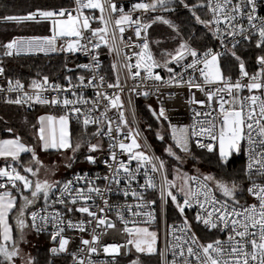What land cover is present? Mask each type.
<instances>
[{
    "label": "snow or ice",
    "instance_id": "6c2138e0",
    "mask_svg": "<svg viewBox=\"0 0 264 264\" xmlns=\"http://www.w3.org/2000/svg\"><path fill=\"white\" fill-rule=\"evenodd\" d=\"M177 3L191 14L195 24L202 25L221 47L226 48V53L214 52L211 47L201 53L191 47L181 36L179 26L164 15L175 12ZM262 8L264 0H196L192 4L186 0H139L125 11L114 0H74L71 9L37 7L26 15H0V22L4 23H47L50 32L48 35L13 36L7 42L0 43V57L84 52L90 55L92 62L77 67L91 71L100 67L96 50L103 45L109 53L116 51L118 55H123L121 67L127 70L128 78L133 81L139 79L141 82L152 81L167 86H186L189 90L187 103L200 106L199 109L192 108L189 124L173 123L168 109L162 104L158 109L147 105L148 111L160 125L155 133L156 138L164 141L167 136L171 140V144L164 147V152L176 162L183 163L186 157L198 161L201 157L196 156L194 148L200 150L202 155L211 154L217 167L223 170L228 169L237 158L245 159L232 177L202 173L198 168L195 175H190L177 167L172 179H169L165 160L140 150V132L129 125L125 116L120 97L123 89L118 76L116 82L108 83L107 87L119 91L112 95L97 91L92 101L76 89L102 88L103 76L99 77L98 86L94 84L95 76L89 78L87 83L83 75L78 76L77 84L72 83L70 76H65L67 87H64L51 83L49 77L44 75L40 79H31L28 90L20 79L8 78L6 89L0 88V92L15 93V97L6 94L5 104H38L62 110L59 115L38 116L37 125H33L41 151L52 150L64 154V150L70 149L73 156L69 160H72L82 144H86L84 160L88 164H96L97 157L93 153L102 151L101 140L108 139V158L103 163L109 171L97 179L110 183L102 190L87 174H75L72 179L63 182L51 179L54 171L44 165L35 148L24 143L19 134L7 127L5 131L11 134L10 138L0 139V159L3 160V166H0V264H38L36 257L25 253L21 247L29 243L27 236L30 232L37 236L48 233L53 245L48 249L51 256L66 253L71 239L64 235L66 229L83 233L93 222L95 228H103L104 232L97 233L94 229L91 240L80 238L83 247L78 246V251L86 250L87 257L69 253L73 264H94L91 257L98 252V246L105 254L112 256L113 264H116L115 257L121 254L122 248L125 255L132 248L136 253L145 255L157 253L158 232L150 230L148 226H139L141 223L151 225L156 220L155 210L151 207L156 201L145 199V192L157 187L153 174H159L162 178V210L170 198L182 218L180 224H166V247L160 251L161 264H264V54L256 56L258 70L250 74L246 70L245 60L235 50L242 42H251L256 49L264 51ZM85 9L98 10L100 15H85ZM198 9L206 10L210 18L202 19L197 14ZM133 13L139 14L134 17ZM152 13L155 15L147 18ZM93 20H98L100 26L93 28ZM156 23L171 29L175 33L173 39L179 37L173 51H161L162 60L154 57L150 47V43H162L159 39H149V29ZM126 29L133 32L135 39L132 36L125 38ZM237 36L241 39L237 40ZM228 38H231L230 47L227 46ZM189 39H192L191 35ZM123 49L129 51L123 52ZM224 54H230L238 65V76L234 81L231 75L222 71L219 58ZM133 58L135 63L131 62ZM173 63L181 69L180 73L169 67ZM161 67L169 74L167 79L154 71ZM65 68L71 71L66 64ZM112 69L116 70L115 63ZM188 70L199 73V76L189 75L185 80L184 75ZM4 74L5 68L0 66V76ZM139 87L137 84L130 91L145 97L158 91L157 88L139 92ZM193 88L205 99L197 100L191 91ZM244 90L247 91L246 95H242ZM48 92L55 95L49 98L45 95ZM69 93L72 98H69ZM101 100L106 102L102 111ZM81 105L86 111L82 110ZM111 109L117 110L115 120L107 115ZM96 112H99L98 116L94 115ZM73 118L82 130L75 141L70 132ZM163 122H166V128ZM89 126H95V131L89 133ZM92 138H96L95 143ZM22 153L31 154L27 163L21 162ZM122 155L127 160L121 159ZM131 161H136L134 169L130 166ZM66 167L70 168L71 163ZM42 169L45 173L43 179L40 177ZM141 169L143 183L137 181ZM122 181L125 187L119 188ZM134 181L137 187H133ZM111 184L117 185V190L126 201L128 197L132 199V203L125 202L116 207V217L124 225L122 231L127 239L125 244L100 245V236L107 229L115 227L104 215L109 207L104 192L112 191ZM178 195L182 200H178ZM95 198L102 199L103 207L95 203ZM41 199L43 206L31 210ZM88 201H93V204L90 206ZM57 204L62 205L66 212L55 208ZM76 205L80 206L74 209ZM193 208L196 209L193 217L196 224L202 225L207 232L223 233L224 238L218 236L202 242L185 215L186 209ZM73 211L86 214L89 219L76 223L71 219L66 220V214ZM125 212L131 220L125 218ZM130 223L134 226L129 227ZM167 252H171L170 261L166 259ZM48 264H52V261L49 260ZM130 264H139V258L130 261Z\"/></svg>",
    "mask_w": 264,
    "mask_h": 264
},
{
    "label": "built area",
    "instance_id": "2783aa9c",
    "mask_svg": "<svg viewBox=\"0 0 264 264\" xmlns=\"http://www.w3.org/2000/svg\"><path fill=\"white\" fill-rule=\"evenodd\" d=\"M115 3H117L120 7L124 8L125 11H128L133 3L139 2V0H114ZM74 7V0H71V6L70 7H65L68 9H71ZM85 15H94L98 17L100 15L98 10H88L85 9ZM75 14V13H74ZM139 13H133V16L135 17ZM154 14V13H152ZM261 15H264V8L261 9L260 11ZM151 14H149L150 16ZM208 18H210L208 16ZM246 24V21H244ZM91 26L93 28L100 26L98 20H93L91 22ZM85 35H88V33H85ZM125 38L128 36H132L133 39H135L133 32L130 29H126L125 32ZM237 40L241 39L239 36L236 37ZM228 44L227 46H231V38H228ZM215 42V47L213 48L214 52H220V53H226V48L221 47L219 42L214 39ZM244 46H251L254 47V43L251 42H242L237 48L239 47H244ZM236 48V49H237ZM259 52L256 54H264V51L261 49H258ZM128 49H123V52H128ZM97 52V61L99 62V69L93 68L91 71H88L86 69L78 68L77 65L80 64H89L91 63V57L90 55L85 54L84 52H77L75 54L71 53H62V52H55V53H49L48 55H44L43 53H37L35 55H21L19 57L13 56L12 58L18 59V58H29V57H70L73 59V64L71 66H68L67 69H71V71H67L66 68L64 69L65 76H70L72 78V83L77 84L78 80L77 77L83 75L85 77V83H87V80L89 78H92L93 76L96 77L94 80V84L97 86L99 85V77L103 76L104 77V86L101 87H87V88H77L76 91L78 93H82L85 98H87L89 101H92L95 99V93L97 91L101 92H107L108 94L112 95L119 91L118 89L114 88H108L107 84L108 83H115L117 80V76L119 77V81L122 87V91H120V97L123 102L124 106V112L125 116L129 122V125L135 128L140 132V136L138 137V141L141 144V149L142 151H145L148 155H156L155 151L153 150V147L151 146L150 142L146 138L143 129L141 127L140 123V116L138 112V107L139 105H144L147 106L149 104L152 105L153 108L158 109L160 104H162L166 109H168V115L170 116V119L173 123H178V124H189L191 123V116H192V108L195 107L199 109V105H189L187 103L189 99V90L186 86L184 87H176V86H167L160 84L158 82H152V81H147V82H141L139 79L136 81H133L132 79L128 78L127 76V70L121 65L124 63L123 55H118L116 51H113L112 53H109L108 48L101 45L99 49L96 50ZM201 52V51H200ZM203 53V52H201ZM229 54H224L221 55L219 60H222L223 58H226ZM252 60V63L250 65L246 64V70L251 74L255 71L258 70V65L255 62V58ZM190 61V60H189ZM132 63H135V58L132 59ZM116 64V70L113 71L112 69V64ZM175 72L180 73L181 69L178 66H171ZM155 72H158L164 79H167L168 73L166 70L161 67V68H156L154 69ZM165 76H164V75ZM189 75H195L199 76V73H192L191 70H188L187 74L184 75V79H188ZM227 75H231L233 78V81L237 78L238 76V66L232 68V72H230ZM51 83H59L63 85L64 87H67V81H52ZM137 84L140 85L138 88L139 92H143L145 90H155L158 88V91H154V94L149 95L148 97H145L143 95H138L136 92L130 91L131 88L135 87ZM7 87V80L6 76H0V88L6 89ZM28 90V88H25ZM193 93H195V98L197 100L200 99H205V97L199 93L195 88L191 90ZM10 95L13 98L15 97V93L8 94L6 92H0V105L5 104L4 103V96L5 95ZM247 91L244 90L242 95H246ZM45 95L49 96V98L52 95H55L53 92H48L45 93ZM69 98H72L70 96V93L68 94ZM159 100V103H158ZM106 102L101 100L100 101V111L103 110L104 104ZM9 105V104H8ZM10 106H17V105H10ZM91 105L89 104V107ZM18 107H23L26 109H32V108H44L50 111L58 112L62 114V110L60 108H49L47 106H41V105H33V106H18ZM82 110L86 111V108L84 105L80 106ZM94 115H99V112L94 113ZM109 118H112L115 120L117 116V110L116 109H111L107 113ZM71 121L76 122L75 118H73ZM166 123V122H165ZM95 131V126H89L88 132L91 133ZM126 131V130H125ZM123 139V136L121 137ZM96 142V141H95ZM94 142V143H95ZM108 139L104 138L101 140V143L103 145V150L98 151L96 153H93L97 157V162L96 164H88L84 163L82 166L77 169H73L69 171L63 178H61L59 181L63 182L65 180L72 179L75 174H80V175H85L92 179L95 183L96 186L100 187L102 190L105 189L106 184L110 182H105L103 179H97V177H103L104 175L108 174V169L103 163L105 159L108 158ZM195 149V148H194ZM198 150V149H196ZM121 159L127 160V157L122 155L120 156ZM243 161L245 162V159L243 157ZM0 166H3V162L0 159ZM130 166L134 169L136 167V161H131ZM155 183L157 185L156 189H149L145 192V199L146 200H155L156 203L152 205V209L155 210V216L156 220L153 224L151 225H144V224H139V226H148L150 230H155L158 232V250H159V264H161V257H160V251L164 250L166 247V224H180L182 222V218L179 216L175 206L171 203V200L169 198L168 203L164 206L163 210L161 208V200H160V189L162 185V178L159 174H153ZM195 175V174H194ZM144 177H143V169H141L140 175L137 177V181L139 183H143ZM79 186H84V185H79ZM125 187V184L123 181L119 185V188ZM133 187H137V182H133ZM112 191L104 192V198H106L109 202V207L105 209L104 215L106 218L113 222L115 227L114 228H109L107 229L106 233L100 236V245H107L111 243H117V244H125L127 236L126 234L122 231L124 225L119 222V220L116 217V207L124 204L125 202L127 203H132L131 197L127 198V201L123 197L122 193L117 190V185L111 184ZM173 192L175 193V189H173ZM178 200H182V197L178 195ZM95 203L98 204L100 207H103V201L100 198H95ZM88 204L91 206L93 204V201H88ZM43 206V200L42 203L31 210H36L39 207ZM80 206L76 205L73 206L75 207ZM55 208L59 209L62 212H66L64 207L62 205H55ZM93 210H95L93 208ZM196 209H186L185 215L189 219V221L193 225V230L197 233V235L201 238L202 242L217 238L218 236L220 238H224L223 233H216L215 231L213 232H207L202 225L196 224V222L193 220V217L195 215ZM98 215H100L98 213ZM125 218L131 220L132 218L128 216V213H124ZM65 219H71L74 223L79 222L80 220L87 221L89 218L87 217L86 214H81L78 212L73 211L72 213H68L65 216ZM134 226L133 224H129V227ZM97 233L104 232L103 228H95V223L93 222L92 225L87 226V229L85 232L81 233L77 230H68L66 229L64 235L67 237H70V243L68 245V252L62 253L58 256L60 260L62 261L61 264H73L71 255L69 253L75 252L77 253L78 257L83 256L87 257V252L86 250L84 252H79L78 251V246L83 247L80 245V238L83 237L84 239H89L91 240V235L93 233V230ZM51 229L49 228V231ZM34 233V232H33ZM35 234V233H34ZM36 235V234H35ZM37 236V235H36ZM39 237H45L49 239L48 233H42L39 235ZM50 241V239H49ZM50 246L52 245V242L50 241ZM130 247V246H128ZM130 255V252L128 254H124V249H121V254L115 257L116 264H120L121 260L126 259ZM94 261V264H113V258L112 256L105 254L103 252L102 247L98 246V252L96 254H93L91 257ZM166 259L171 260V252L166 253Z\"/></svg>",
    "mask_w": 264,
    "mask_h": 264
},
{
    "label": "trees",
    "instance_id": "16d2710c",
    "mask_svg": "<svg viewBox=\"0 0 264 264\" xmlns=\"http://www.w3.org/2000/svg\"><path fill=\"white\" fill-rule=\"evenodd\" d=\"M189 4L195 3L196 0H186ZM71 0H0V15L10 14V15H26L29 11L35 10L37 7L40 8H52V7H70ZM197 14L201 16L202 19L208 18L206 10H197ZM167 18L171 19L175 24L179 26L181 36L189 42L191 47L196 48L198 51L204 52L208 47L214 48L215 42L211 37V33L207 29L203 28L202 25H197L194 22V18L191 14L180 6L178 3L176 5V11L169 14H164ZM150 17V16H148ZM36 26L32 23L28 24H15V23H4L0 22V43L7 42L13 36L25 35L32 28ZM37 32H43L42 29L37 26L34 27ZM192 36V39H189V36ZM175 33L172 32L166 25L164 26H152L149 29V39L156 40L159 39L162 41L160 45L151 44L153 55L156 59L162 60L160 53L162 50L173 51L179 42V37L173 39ZM237 54L240 55L244 60L245 64L250 65L252 60L259 52L258 49L251 46H244L235 49ZM73 59L70 57H29V58H18L14 59L12 57H0V66L5 68L6 80L11 78L13 80L20 79L24 84L25 88H28V84L31 79H40L42 76L47 75L49 81H64L65 73V64L71 66L73 64ZM222 71L227 75L232 72V68L238 66L230 54L220 60ZM39 73V75H37ZM164 75V74H163ZM165 76V75H164ZM151 105V104H150ZM17 107V106H16ZM23 108V107H22ZM10 109V108H9ZM10 111L13 114H10L11 117L5 115L4 118H0L3 121H0V138L8 136L9 133L5 131L7 127H11L13 130L17 128L15 122V115L21 112L19 109L11 108ZM23 112L25 121V127L21 128L19 132L14 130V133L19 134L23 138H27V135L34 125V117L39 110H47L44 108H32L26 109ZM48 111V110H47ZM50 111V110H49ZM9 112V113H10ZM53 112V111H52ZM138 112L140 116V123L143 129V132L152 145L155 148L156 155L163 154L169 163H176L186 171L196 174V169L198 168L200 172L203 173H212L217 176H224L225 178L235 176L239 171L240 167L243 165V157L237 158L228 169L223 170L217 167L215 158L211 154H203L200 150L194 149L196 156L201 157L198 161L193 160L190 157H186L183 163H178L173 160L171 157H168L164 152V147L168 144H171V140L165 136V140L161 141L156 138V131L159 128V124L152 117L151 113L148 111L147 106L139 105ZM6 122V123H5ZM71 123V134L72 139L74 140L75 135L77 134V129L75 122L70 121ZM165 123V122H163ZM79 126V125H78ZM150 126V127H149ZM80 127V126H79ZM166 128V123H165ZM81 130V128H80ZM178 151V150H177ZM183 156L182 153H179ZM75 162V160H73ZM73 164V163H72ZM73 170V169H71ZM69 170V171H71ZM193 174V175H194ZM34 208V207H33ZM33 233V232H32ZM34 234V233H33ZM39 237V236H38ZM45 238V237H44ZM33 256L36 257L38 264H48L49 259L51 258L54 264H61V260L58 257L51 256L44 249H35ZM156 256L152 254L151 256H142V259L148 261L147 264H159V259L156 258L157 262H153ZM131 258V254L124 260H121L120 264H130L128 262Z\"/></svg>",
    "mask_w": 264,
    "mask_h": 264
},
{
    "label": "rangeland",
    "instance_id": "374dc122",
    "mask_svg": "<svg viewBox=\"0 0 264 264\" xmlns=\"http://www.w3.org/2000/svg\"><path fill=\"white\" fill-rule=\"evenodd\" d=\"M152 15H155V13L154 14H151L150 17ZM150 17H147V18H150ZM34 25H36L38 28L42 29L43 32H41V33L40 32H37V30L34 28L36 26H34L32 28V30H30L24 36H28V35H48V34H50V32L48 31L49 25L47 23H42V24H39V25L34 24ZM163 25L164 24H162V23L153 24L154 27L155 26L156 27L157 26L159 27V26H163ZM189 60H190V57H189ZM170 65L171 66H176L174 63L173 64H170ZM11 108L19 109L20 112H21V115H19V113L14 114L15 115V122L14 123L16 125H18L17 128H15L14 130L17 131V132H19L21 130V128L25 127V123H26L25 122L24 115H23V112L25 110L22 107H18V106L16 107V106H10L8 104H2V105H0V118H4L5 115H8L9 117H11L10 114H13V113L10 112L12 110ZM41 114H45V113H41ZM0 121H3V120L0 119ZM36 125H37V120H36ZM75 128L77 129V134L75 135L73 141H75L77 139V137L80 135V133L82 131V130H80V127L78 126V124L75 125ZM159 129H160V125H159L158 130ZM35 131H36V129H35ZM10 136H11V134H9L8 136L2 137L0 139L10 138ZM21 138H22V141L24 143H26L27 139L26 138H23V137H21ZM88 138H90V137H88ZM88 138H86V139H88ZM95 141H96V138H92V142L94 143ZM149 142H150V140H149ZM150 144L153 147V150L155 151V148H154V146L152 145L151 142H150ZM36 151H37V154H38L39 158L44 163V165L46 167H48L50 170H53L54 171V175H51L50 176V178L51 179H54V180H60V178L62 177V174L64 173V170H66L68 172L71 169H77L79 167H82V165L84 163H87L84 160V156L87 154L86 144H82L81 149L79 150L78 153H76L75 158L72 159V160H69V158L73 156V153L71 152L70 149L69 150H64V154H61L60 152H56V151H52V150H51V152H50V150L48 152H44V151H41L39 147L36 149ZM157 156H159V157H161L162 159L165 160V162H166V168H167V173H168V178L169 179H172V176L174 174V169L177 168V167H179L182 172H187L190 175H193L194 174V173H191V172L186 171L184 168H182L181 166H179L176 163H171L170 164L169 161L167 160V158L163 154H158ZM73 160H75V162H73ZM69 163H71V167L70 168L69 167H66V165L69 164ZM20 170L22 172V169H20ZM40 177H41V179L45 178V173H44V170L43 169L41 170ZM177 184H179V181H177ZM13 194L15 195L16 193L13 192ZM25 194H28V193H25ZM217 195H219V194L217 193ZM39 201L37 202V204L39 203ZM36 206H38V205H35L33 207H36ZM33 207H31V209ZM10 222H12V221H10ZM27 240L29 241V243L22 244L21 245L22 249L27 254H31L33 256V252H34L35 249H44L45 251H46V249H48L47 248V243H46L48 241L45 240L43 237L36 236L32 232H30L28 234ZM157 249H158V241H157ZM130 254H131V258H130V260L128 262H130V261H132L134 259L139 258V264H147L148 263L147 260L142 259V256H144V254L136 253L134 248H132ZM154 255L156 257L154 258L153 262L156 263L157 262L156 258L159 259V250Z\"/></svg>",
    "mask_w": 264,
    "mask_h": 264
},
{
    "label": "crops",
    "instance_id": "0c3cea01",
    "mask_svg": "<svg viewBox=\"0 0 264 264\" xmlns=\"http://www.w3.org/2000/svg\"><path fill=\"white\" fill-rule=\"evenodd\" d=\"M41 113H45V114H57V115H59L60 113H58V112H52V111H47V110H39L37 113H36V115H35V117H34V125H36V120H37V116L39 115H44V114H41ZM35 128L32 126V128L30 129V131H29V133H28V135H27V141H26V144H29V145H32L34 148H35V150L39 147L38 146V143H37V138H36V136H35ZM70 132H71V123H70ZM50 152H51V150H50ZM30 153H22L21 154V162L22 163H26V162H28L29 160H30ZM1 161L3 162V160L1 159ZM83 167V166H82ZM67 174V173H66ZM66 174H62V177L61 178H63ZM60 178V179H61ZM42 203V199L39 201V203L38 204H36V205H40ZM44 238V237H43ZM45 240H47L48 242H46L47 243V248L49 249L51 246H50V241H49V239H47V238H44ZM49 260H52L51 258L49 259ZM52 264H54V262L52 261Z\"/></svg>",
    "mask_w": 264,
    "mask_h": 264
},
{
    "label": "flooded vegetation",
    "instance_id": "af4514ba",
    "mask_svg": "<svg viewBox=\"0 0 264 264\" xmlns=\"http://www.w3.org/2000/svg\"><path fill=\"white\" fill-rule=\"evenodd\" d=\"M69 172V171H68ZM66 170H64V173L63 174H66V173H68Z\"/></svg>",
    "mask_w": 264,
    "mask_h": 264
},
{
    "label": "water",
    "instance_id": "95a60500",
    "mask_svg": "<svg viewBox=\"0 0 264 264\" xmlns=\"http://www.w3.org/2000/svg\"><path fill=\"white\" fill-rule=\"evenodd\" d=\"M165 14H169V13H165ZM145 255V254H144ZM146 256H151V255H146Z\"/></svg>",
    "mask_w": 264,
    "mask_h": 264
}]
</instances>
